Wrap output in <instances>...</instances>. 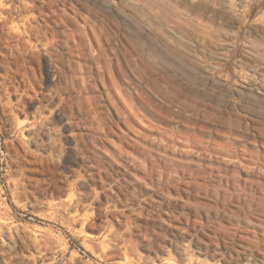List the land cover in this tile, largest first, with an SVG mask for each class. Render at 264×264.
Returning a JSON list of instances; mask_svg holds the SVG:
<instances>
[{
    "label": "rangeland",
    "instance_id": "obj_1",
    "mask_svg": "<svg viewBox=\"0 0 264 264\" xmlns=\"http://www.w3.org/2000/svg\"><path fill=\"white\" fill-rule=\"evenodd\" d=\"M0 264H264V0H0Z\"/></svg>",
    "mask_w": 264,
    "mask_h": 264
},
{
    "label": "bare ground",
    "instance_id": "obj_2",
    "mask_svg": "<svg viewBox=\"0 0 264 264\" xmlns=\"http://www.w3.org/2000/svg\"><path fill=\"white\" fill-rule=\"evenodd\" d=\"M125 70V69H124ZM208 123H209V121H208ZM186 124H190V122L188 121V122H186ZM210 124V123H209ZM202 128H204V129H207V127H202Z\"/></svg>",
    "mask_w": 264,
    "mask_h": 264
}]
</instances>
